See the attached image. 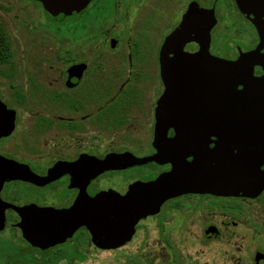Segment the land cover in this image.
I'll use <instances>...</instances> for the list:
<instances>
[{
    "label": "flooded vegetation",
    "instance_id": "1",
    "mask_svg": "<svg viewBox=\"0 0 264 264\" xmlns=\"http://www.w3.org/2000/svg\"><path fill=\"white\" fill-rule=\"evenodd\" d=\"M192 2L214 10L211 55L235 61L264 53L235 0H89L65 16L41 0H0V235L17 237L0 249L8 251L0 264L22 249L60 251L52 264H82L89 251L144 252L150 222L170 252L179 251L173 230L187 238L199 229L204 241L239 238L229 242L238 252L250 236V264H264V66L242 63L229 116L227 92L212 94L200 75L190 80L196 69L166 44ZM217 99L219 135L208 131ZM195 170L239 191H183L136 223L120 218L124 241L115 248L98 247L84 225L41 248L17 226L16 208L67 211L99 196L134 203L143 184L170 172L186 183Z\"/></svg>",
    "mask_w": 264,
    "mask_h": 264
},
{
    "label": "water",
    "instance_id": "2",
    "mask_svg": "<svg viewBox=\"0 0 264 264\" xmlns=\"http://www.w3.org/2000/svg\"><path fill=\"white\" fill-rule=\"evenodd\" d=\"M45 8L54 16L75 14L89 0H41ZM239 11L254 25L260 38L259 46L264 48V0H235ZM216 24L213 9H205L196 2L190 3L179 25L166 39L167 45H174L180 53V60L189 61L196 74L188 76L205 79L206 85L212 86V94L220 96L222 92L228 95V112L236 114L237 90L236 86L240 70L245 69L244 61L262 64L264 53L258 50L250 51L235 61L217 58L209 53L210 31ZM202 71V73H200ZM200 75V76H198ZM178 79H182L181 76ZM172 79V77H167ZM211 123L209 130L213 134L221 133V104L211 107ZM231 123L229 122V126ZM211 171L193 172L186 183H181L173 172H170L155 181L143 184L141 195L134 203L108 204L104 196L88 199L78 203L67 211H57L51 208L34 210L33 206L16 208L21 215L17 224L22 237L31 245L46 248L48 246L67 241L72 232L81 225L86 226L91 234V240L102 249H110L123 244L118 219L136 223L141 217L154 214L158 211L161 202L183 191H227L237 193L239 188L233 185L222 186L220 179L215 178ZM235 176L229 172L228 178ZM264 180V173L261 174ZM254 189L245 186V191ZM259 189V188H257ZM33 216L36 218L34 219ZM5 226L4 215L0 213V230Z\"/></svg>",
    "mask_w": 264,
    "mask_h": 264
},
{
    "label": "rangeland",
    "instance_id": "3",
    "mask_svg": "<svg viewBox=\"0 0 264 264\" xmlns=\"http://www.w3.org/2000/svg\"><path fill=\"white\" fill-rule=\"evenodd\" d=\"M54 24V23H53ZM53 31H59L60 26L52 25ZM222 28H218L217 32H221ZM218 34V33H217ZM221 34L219 33L218 36ZM248 229V228H247ZM245 227H240L239 231L246 232ZM199 230V229H198ZM198 230H195L196 235L189 237L182 236L178 232V237L174 230L171 231V237L178 241L179 260L173 261L172 264H250L252 256V239L246 236L244 240L245 247L241 252L236 251V247L230 246V243L238 241L239 238H220L210 241H204L198 236ZM249 230V229H248ZM249 232V231H248ZM230 242V243H229ZM17 243L15 234L6 233L0 235V249H9V245ZM138 241L131 243L132 246L138 245ZM234 245V244H233ZM144 252H85V260L82 264H130L128 256L138 254L139 256H149L153 263L167 264L171 259V252L164 247L155 223L150 222L147 242ZM5 253L0 254L3 260Z\"/></svg>",
    "mask_w": 264,
    "mask_h": 264
},
{
    "label": "trees",
    "instance_id": "4",
    "mask_svg": "<svg viewBox=\"0 0 264 264\" xmlns=\"http://www.w3.org/2000/svg\"><path fill=\"white\" fill-rule=\"evenodd\" d=\"M62 253L60 251L53 253H40L33 254L26 252L22 249L19 253H14L12 256L7 258L5 264H52ZM171 259L167 264H172L173 261L179 260V254L177 251L171 252ZM127 261L130 264H156L153 263L149 256H139L133 254L128 256Z\"/></svg>",
    "mask_w": 264,
    "mask_h": 264
}]
</instances>
